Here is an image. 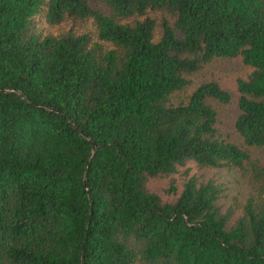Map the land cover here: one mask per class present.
<instances>
[{
  "label": "trees",
  "instance_id": "obj_1",
  "mask_svg": "<svg viewBox=\"0 0 264 264\" xmlns=\"http://www.w3.org/2000/svg\"><path fill=\"white\" fill-rule=\"evenodd\" d=\"M255 151L264 0H0V264H264Z\"/></svg>",
  "mask_w": 264,
  "mask_h": 264
},
{
  "label": "rangeland",
  "instance_id": "obj_2",
  "mask_svg": "<svg viewBox=\"0 0 264 264\" xmlns=\"http://www.w3.org/2000/svg\"><path fill=\"white\" fill-rule=\"evenodd\" d=\"M248 71L240 59H217L206 65L196 76V80H214L222 88L234 94L230 103H220L217 105L219 119L218 129L223 135L232 134V124L237 114L236 106V79L243 77ZM254 156L264 159L262 152L255 151ZM207 174L206 176H208ZM224 181H227L231 187V192L246 195L248 185L240 173H221ZM169 178H156L150 182V187L156 192L166 196L165 190L168 188Z\"/></svg>",
  "mask_w": 264,
  "mask_h": 264
},
{
  "label": "water",
  "instance_id": "obj_3",
  "mask_svg": "<svg viewBox=\"0 0 264 264\" xmlns=\"http://www.w3.org/2000/svg\"><path fill=\"white\" fill-rule=\"evenodd\" d=\"M25 97V96H24Z\"/></svg>",
  "mask_w": 264,
  "mask_h": 264
}]
</instances>
